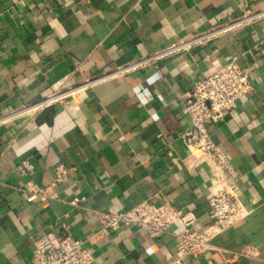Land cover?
Masks as SVG:
<instances>
[{
	"label": "crops",
	"instance_id": "obj_1",
	"mask_svg": "<svg viewBox=\"0 0 264 264\" xmlns=\"http://www.w3.org/2000/svg\"><path fill=\"white\" fill-rule=\"evenodd\" d=\"M263 9L264 0H0V118ZM232 60L253 89L208 125L237 175L220 184L208 166L185 165L191 120L182 109L194 83ZM59 165L69 171L57 198L28 201L29 184L48 186ZM232 183L248 215L206 258L183 264H264V17L0 125V264H33L37 237L65 231L93 264H174L170 235L104 231L95 212L168 203L202 229L209 199ZM254 248L257 259L238 256Z\"/></svg>",
	"mask_w": 264,
	"mask_h": 264
},
{
	"label": "built area",
	"instance_id": "obj_2",
	"mask_svg": "<svg viewBox=\"0 0 264 264\" xmlns=\"http://www.w3.org/2000/svg\"><path fill=\"white\" fill-rule=\"evenodd\" d=\"M263 17L264 9L256 13H244L222 27L198 33L147 58L119 66L111 74L86 79L79 84L54 91L36 105L23 107L0 118V125L17 116L29 115L57 102H65L69 97L78 95L111 76H121L189 52L225 32L253 25ZM252 89L249 74L236 60L222 65L210 76L194 83L182 109L191 120V129L181 135V140L189 151L188 158L184 160L185 165L190 168L206 165L220 184L229 181L235 183L237 175L221 147L214 142L208 125L218 123L224 114L233 109ZM68 171V168L59 165L54 180L48 186L37 187L30 183L26 190L27 200L47 201L57 198L56 188ZM234 183L209 199L212 222L202 229H196L198 219L193 213L178 210L168 203L155 205L146 201L126 211L95 212V217L102 224L104 231L138 227L153 238L170 235L176 251L174 264H183L190 258H206L212 249V241L248 215L239 200L240 191ZM70 204L77 207L79 203L72 201ZM238 256L257 259L258 253L254 248L242 251ZM33 264H93V257L89 250L83 248L82 242L75 239L69 231L61 235L42 233L34 242Z\"/></svg>",
	"mask_w": 264,
	"mask_h": 264
}]
</instances>
